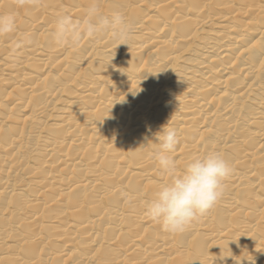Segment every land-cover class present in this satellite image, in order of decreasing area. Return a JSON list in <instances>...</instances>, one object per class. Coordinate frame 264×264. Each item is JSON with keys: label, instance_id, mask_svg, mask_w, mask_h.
Segmentation results:
<instances>
[{"label": "bare ground", "instance_id": "1", "mask_svg": "<svg viewBox=\"0 0 264 264\" xmlns=\"http://www.w3.org/2000/svg\"><path fill=\"white\" fill-rule=\"evenodd\" d=\"M92 3L0 0V264H264V0H100L128 45H56L57 16ZM166 124L179 173L208 151L232 170L180 235L146 215Z\"/></svg>", "mask_w": 264, "mask_h": 264}, {"label": "clouds", "instance_id": "2", "mask_svg": "<svg viewBox=\"0 0 264 264\" xmlns=\"http://www.w3.org/2000/svg\"><path fill=\"white\" fill-rule=\"evenodd\" d=\"M12 2L18 9L34 8L42 4V0ZM85 16L81 21L67 13L58 15L53 34L55 44L75 47L85 38L111 34L117 42L116 48L128 45L132 26L121 11H114L110 16L104 15L100 10V0H93ZM15 31V15H0V38ZM29 42L27 39L19 40L15 48H22ZM158 133L160 135H156V139L159 148L152 158L158 163L161 174L168 178V182L163 183L154 198L147 203L146 215L160 225L164 232L180 235L221 201L232 170L222 154L208 151L203 156L194 157L184 171L179 173L171 156L180 142L176 130L166 124Z\"/></svg>", "mask_w": 264, "mask_h": 264}]
</instances>
